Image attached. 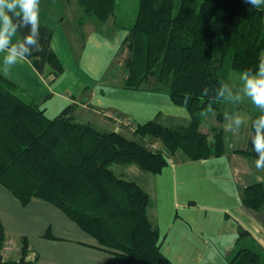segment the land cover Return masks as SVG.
I'll return each instance as SVG.
<instances>
[{"label": "trees", "instance_id": "trees-1", "mask_svg": "<svg viewBox=\"0 0 264 264\" xmlns=\"http://www.w3.org/2000/svg\"><path fill=\"white\" fill-rule=\"evenodd\" d=\"M76 1L85 16L98 22L106 21L116 6V0ZM174 2L137 0L132 23L119 25L127 31L119 56L126 49L124 88L135 90L142 83L165 88L170 101L187 110L185 126L149 120L133 125V138H128L75 120L73 106L49 119L32 100L21 99L15 85L0 74V184L21 204L37 197L60 209L111 251L112 258L102 264H172L160 251L158 230L148 221L147 193L123 177V171L134 164L159 174L167 156L176 152L191 161L221 156L223 130L212 125L210 137L202 132L203 113L213 111L220 124L229 74L254 72L264 61L262 7L244 0H179L174 11ZM39 23L44 50L33 47L26 59L41 75L49 66L54 80L63 69L49 46L53 29ZM29 31L30 26L17 30L22 39ZM260 115L253 114L247 148L240 151L252 161L257 158L252 124ZM149 139H155L159 149L143 144ZM241 200L252 211L264 210V183L249 184ZM247 235L239 230L238 242H248L237 246L228 264H264V251ZM3 239L0 223V243ZM18 264L29 263L21 259Z\"/></svg>", "mask_w": 264, "mask_h": 264}, {"label": "crops", "instance_id": "crops-1", "mask_svg": "<svg viewBox=\"0 0 264 264\" xmlns=\"http://www.w3.org/2000/svg\"><path fill=\"white\" fill-rule=\"evenodd\" d=\"M39 9V22L53 29L49 46L63 70L51 80L49 66L42 75L27 59L5 66V53H0V74L15 85L21 99L32 100L49 119L67 106L81 108L87 116L80 122L101 131L113 127L110 131L117 132L118 126L109 120L112 117L131 126L154 119L172 128L188 123L187 110L173 104L166 89L146 83L135 90L124 88L127 69L119 50L127 31L112 15L98 22L85 16L76 0H40ZM18 40L22 36L17 32L12 43ZM252 116L247 119L248 128L230 133L229 143L224 113L220 122L224 153L219 157L191 161L176 152L167 156L159 174L134 164L124 169L123 177L147 193L148 221L158 230L160 251L172 264H228L237 246L248 242H238L239 230L264 251V210L252 211L241 200L249 184L264 183L259 173L264 171L240 152L247 148ZM92 117L102 125L93 123ZM0 223L4 238L18 244L10 264L27 262L29 251L36 255L29 264H102L112 258L111 251L56 206L37 197L21 204L1 184Z\"/></svg>", "mask_w": 264, "mask_h": 264}, {"label": "clouds", "instance_id": "clouds-1", "mask_svg": "<svg viewBox=\"0 0 264 264\" xmlns=\"http://www.w3.org/2000/svg\"><path fill=\"white\" fill-rule=\"evenodd\" d=\"M246 2L257 8L264 5V0H246ZM39 5L40 0H0V53H5L3 58L5 66L16 65L20 59H26L31 55L33 47L37 51L44 50L39 43ZM13 17L16 18V22ZM29 26V33L22 40L12 43L17 30ZM240 80L243 87L235 94V101L240 103L244 97H247L261 112L252 124L254 135L251 143L257 155L255 167L258 171H264V61L259 63L254 72L251 69L243 71ZM223 94L222 88L220 95ZM244 124V118L240 114H235L226 131L230 130L235 135Z\"/></svg>", "mask_w": 264, "mask_h": 264}, {"label": "rangeland", "instance_id": "rangeland-1", "mask_svg": "<svg viewBox=\"0 0 264 264\" xmlns=\"http://www.w3.org/2000/svg\"><path fill=\"white\" fill-rule=\"evenodd\" d=\"M244 1H246V0H244ZM178 3H179V0H175V2L173 4V10L174 11L178 7ZM136 7H137V0H116L115 10H114V13L112 14V16L115 19V23H118V25H121V26H128L129 24H131L133 19H134ZM260 7H262L264 9V5H261ZM126 54H127V51L125 49V53H123V55L121 56L122 60H124ZM241 73L242 72H234V71H232L230 73L228 83H227V86L225 89V99L223 101L224 103H221V109L226 114V117H228L226 119V120H228V121H226L227 127L229 124H231L233 116L235 114H240L245 120V124L241 127V129L242 128L244 129L245 127L248 128L247 123H246L248 117H251L253 113L260 111V110L255 105H253L247 97H244L243 101L240 103H237L235 101V99H234L235 94L240 92V89L243 87L242 81L240 80ZM164 90H165V88L162 89V91H164ZM230 93H231V95H230ZM86 112L84 110H82L81 108L79 111H78V109H75L74 115L78 113L75 120L81 121L84 118V116H87ZM230 119H231V121H230ZM91 120H93V123H96L98 126L102 125L101 124L102 122H100V120L96 117H92ZM109 120H110V122L114 121V125L116 124V126H118L117 128H119V129H117V133L122 134L123 136L128 137V138H133V130H132L133 125L131 126V124L124 123V120L122 121L121 119L115 120L113 117L109 118ZM163 122L164 121H161V123H163ZM168 122L171 123L172 121H168ZM165 123L166 122H164L163 124L165 125ZM166 125H167V123H166ZM212 125H219L220 126V124L215 122V113L213 111H210V110L204 111L199 129L202 132L207 133V135L210 137L211 136L210 127ZM112 126H113V123H112ZM180 127H181V125H180ZM112 128L111 127L107 128L106 129L107 132L110 131ZM228 132L229 133H227V141L228 142L230 141L229 143H232V140H229V135L232 132L230 130ZM239 135L241 136L242 132ZM243 137H244V135H242V138ZM238 143H241V141H239ZM143 144L147 145V147L152 149V150H154V148H153L154 145L160 146L159 143H157V141L155 139H149V141H143ZM259 173H261V176L264 178V172H259ZM263 181H264V179H263Z\"/></svg>", "mask_w": 264, "mask_h": 264}, {"label": "built area", "instance_id": "built-area-1", "mask_svg": "<svg viewBox=\"0 0 264 264\" xmlns=\"http://www.w3.org/2000/svg\"><path fill=\"white\" fill-rule=\"evenodd\" d=\"M154 150L155 149H159L158 146L154 145ZM18 249V244L15 240L13 239H8V238H4L2 240V242L0 243V261L4 262L10 259L11 255L15 252V250ZM35 253L32 251H29L26 256L25 259L29 262L34 261L35 260Z\"/></svg>", "mask_w": 264, "mask_h": 264}]
</instances>
